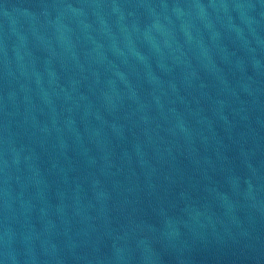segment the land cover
<instances>
[{
  "label": "water",
  "instance_id": "obj_1",
  "mask_svg": "<svg viewBox=\"0 0 264 264\" xmlns=\"http://www.w3.org/2000/svg\"><path fill=\"white\" fill-rule=\"evenodd\" d=\"M0 264H264V0H0Z\"/></svg>",
  "mask_w": 264,
  "mask_h": 264
}]
</instances>
